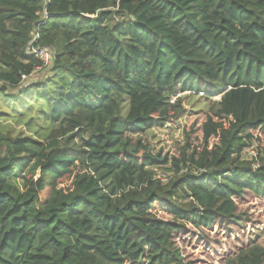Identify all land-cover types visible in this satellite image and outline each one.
<instances>
[{
  "label": "trees",
  "instance_id": "16d2710c",
  "mask_svg": "<svg viewBox=\"0 0 264 264\" xmlns=\"http://www.w3.org/2000/svg\"><path fill=\"white\" fill-rule=\"evenodd\" d=\"M31 46L51 62L24 86L44 66ZM177 90L220 99L202 148L170 160L142 135L176 120ZM6 120L0 264H191L175 234L234 226L235 199H264V147L255 167L244 156L264 136V0H0Z\"/></svg>",
  "mask_w": 264,
  "mask_h": 264
},
{
  "label": "rangeland",
  "instance_id": "374dc122",
  "mask_svg": "<svg viewBox=\"0 0 264 264\" xmlns=\"http://www.w3.org/2000/svg\"><path fill=\"white\" fill-rule=\"evenodd\" d=\"M47 63L42 70H37L31 78L24 79V86L33 80L45 78L50 67V53L47 52ZM180 99L182 112L175 121L156 127L145 132L142 140L151 146L152 155L160 153L161 157L180 158L181 149L185 142L188 143L187 153L203 146L202 125L205 121V113L219 101L220 95L207 96L197 92H181L177 90L172 101ZM13 125L11 121L0 122L1 128L7 130ZM14 126V125H13ZM18 130L21 127L17 126ZM260 142L252 144V147L244 155L248 161H254L255 167L258 160L260 146L264 147V136L258 135ZM215 140L209 141V148L215 144ZM263 155V154H262ZM155 169L156 177L167 183L175 173L171 165L159 166ZM236 213L240 216V222L234 226H214L211 230L198 231L191 226L175 234L174 241L181 249L186 262L191 264H224L227 258L234 255L240 248L260 246L264 249V199L256 198L250 193H245L242 198L235 199ZM226 263V262H225Z\"/></svg>",
  "mask_w": 264,
  "mask_h": 264
},
{
  "label": "built area",
  "instance_id": "2783aa9c",
  "mask_svg": "<svg viewBox=\"0 0 264 264\" xmlns=\"http://www.w3.org/2000/svg\"><path fill=\"white\" fill-rule=\"evenodd\" d=\"M36 38H34L35 40ZM47 52L46 50H42V49H39V48H35L33 46L29 47L27 49V53L28 55H32L34 54L35 56L39 57V59H41L43 61V63H47L46 60H47Z\"/></svg>",
  "mask_w": 264,
  "mask_h": 264
}]
</instances>
